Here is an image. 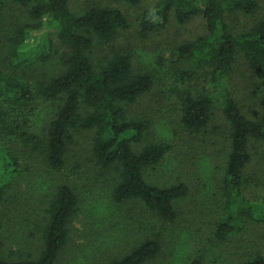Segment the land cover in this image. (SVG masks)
I'll return each mask as SVG.
<instances>
[{
    "label": "trees",
    "instance_id": "16d2710c",
    "mask_svg": "<svg viewBox=\"0 0 264 264\" xmlns=\"http://www.w3.org/2000/svg\"><path fill=\"white\" fill-rule=\"evenodd\" d=\"M144 1L0 0V264H264L261 0H158L135 27ZM171 17L205 32L140 58L126 32L153 40ZM158 85L207 154L161 179L176 133L134 110Z\"/></svg>",
    "mask_w": 264,
    "mask_h": 264
},
{
    "label": "rangeland",
    "instance_id": "374dc122",
    "mask_svg": "<svg viewBox=\"0 0 264 264\" xmlns=\"http://www.w3.org/2000/svg\"><path fill=\"white\" fill-rule=\"evenodd\" d=\"M157 2L158 0H145L140 7L137 8L131 7L127 9L126 11L127 16L135 27L138 25V22L143 12L145 10H152L157 4ZM261 7L263 8V12H264V0H261ZM203 24H204L203 20L200 17H195L193 20L189 21L186 24H180L174 17H171L168 28L165 31H163L162 34L157 35L153 40H147L145 42H142L133 29L126 32V37L128 38V40L134 42V45H137L141 49L140 51H137L140 58L148 59L152 57L155 61L156 60L155 56L159 54L162 55V53L167 54L168 49H170L171 44H173L174 42H180L182 40H192L195 39L197 36L203 34L205 32ZM39 34L40 32H36L33 35H31L29 37V42L31 44L35 43ZM248 81L249 80L247 76L243 77L237 74L235 76V79H233L232 81L231 89H233V91L239 96L242 95L250 96L251 92L247 88ZM167 89H168L167 86L158 85L157 88L152 90L150 95H148L147 101H140L139 104L134 107V110L138 113L139 112L145 113L149 117L151 116V114H153L152 119L154 122L153 125H151V131L155 138L159 139L161 136L167 135L169 129L173 131V133H176V136L174 137V141L172 142L173 150L175 152H173L172 156L169 159L167 158L168 161H166L163 165H161V167L159 168L160 171H157L154 174L156 175V177H159L160 179L161 176L163 175V172H166L168 168H171L172 173H174V175L176 176L181 175L184 172L191 173L193 172L192 170H197V164L201 160H204L207 155V154L198 155L200 154L198 153V150L193 149L194 147H196L193 146L194 143L193 144L189 143L186 147H184L183 141L186 140V137L183 136V132H184L183 129L180 128V125L178 123H176V119H175L176 116H174L173 113V110H175L173 106L175 100H173V98L172 99L169 98L170 94H168ZM244 102H245L244 105L248 104L249 105L248 107L252 106L255 108V106L251 105L252 103L247 102V100H245ZM220 126L221 123L217 122V124L214 125L213 127L220 128ZM216 137L217 140L216 138L215 140L221 143L219 141L221 136L218 134ZM182 138L185 139L182 141ZM202 147H207V146L204 145ZM187 156H189L190 159H186ZM185 159L186 162H184ZM199 177L197 179L196 178L194 179L195 185L198 184L199 181L201 180V178ZM252 185L253 187H255L254 191L258 193V194H254V196H252V199L256 203H260V199L264 198V184L263 183L256 184L255 182ZM195 194H196V190H195ZM207 214H209L208 217H210V210L209 212H207ZM84 215H85L84 213H80V215L77 218V222H75V227L78 230H82L83 228H86L84 226ZM208 227L209 225L207 226L206 230L208 229ZM75 241L78 243L84 242L82 238L80 239L75 238Z\"/></svg>",
    "mask_w": 264,
    "mask_h": 264
}]
</instances>
